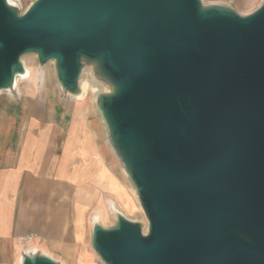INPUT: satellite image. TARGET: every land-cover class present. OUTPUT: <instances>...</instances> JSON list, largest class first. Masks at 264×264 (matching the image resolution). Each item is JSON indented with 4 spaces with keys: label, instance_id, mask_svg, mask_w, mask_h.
Instances as JSON below:
<instances>
[{
    "label": "water",
    "instance_id": "water-1",
    "mask_svg": "<svg viewBox=\"0 0 264 264\" xmlns=\"http://www.w3.org/2000/svg\"><path fill=\"white\" fill-rule=\"evenodd\" d=\"M35 54L95 112L147 219L92 225L103 264H264V1L0 0V91ZM21 264H63L42 250Z\"/></svg>",
    "mask_w": 264,
    "mask_h": 264
},
{
    "label": "crops",
    "instance_id": "crops-1",
    "mask_svg": "<svg viewBox=\"0 0 264 264\" xmlns=\"http://www.w3.org/2000/svg\"><path fill=\"white\" fill-rule=\"evenodd\" d=\"M131 190L88 101L51 84L0 98V264H20L26 247L84 259L89 220L107 199L124 211Z\"/></svg>",
    "mask_w": 264,
    "mask_h": 264
},
{
    "label": "rangeland",
    "instance_id": "rangeland-1",
    "mask_svg": "<svg viewBox=\"0 0 264 264\" xmlns=\"http://www.w3.org/2000/svg\"><path fill=\"white\" fill-rule=\"evenodd\" d=\"M18 4V8L21 12H24L30 4L34 0H15ZM206 4H223V5H228L233 7L235 10H237L239 13L246 15L254 11L264 0H203ZM25 62L33 69V77L31 79H28V84H25V80H21L19 84V90L20 92L23 87L29 86V87H37V86H43L45 87L47 84H51L54 87L59 86L56 80V76L53 73V67L52 65H48L45 67V71L43 73L44 75V80L39 81L36 78V72H37V67H36V61L33 59L31 55H26L24 57ZM39 81V82H38ZM87 81L88 78L84 77V86L87 87ZM41 83V84H40ZM31 85V86H30ZM17 92V93H18ZM15 95L12 93H1L0 98L3 97H14ZM88 101L91 105V108L95 110L94 103H93V95L91 92H88L86 95V98L84 99ZM132 193V199H128L127 203L125 204L126 207L124 209L125 214L133 219L140 221L142 223H147V219L145 217V214L139 204L138 199L135 196V193L133 190H131ZM106 222V223H105ZM89 223L91 224L90 220ZM105 226H111L115 223V218L114 214L112 211L106 212L105 215ZM84 255L82 257L84 259L81 260H67V261H61L63 264H103L98 255L90 250L88 246L85 247L83 250Z\"/></svg>",
    "mask_w": 264,
    "mask_h": 264
},
{
    "label": "bare ground",
    "instance_id": "bare-ground-1",
    "mask_svg": "<svg viewBox=\"0 0 264 264\" xmlns=\"http://www.w3.org/2000/svg\"><path fill=\"white\" fill-rule=\"evenodd\" d=\"M10 3L14 4L15 6L19 7L17 2L15 0H9ZM31 56L33 57V59H35L36 61V67H37V72H36V78L37 80H39L40 82L44 80V71H45V67L48 66V65H52L53 67V73L54 75L56 76V68H55V65H54V61H50L48 62L41 70H39V63H38V60H37V56L35 54H31ZM25 57V56H24ZM24 57H23V61H24V64H25V72L23 73V76L22 78H20V80L18 81L17 83V89L15 91H11L10 93L16 95L18 90H19V84L21 82V80H25V84L27 83L28 84V79H31L33 77V69L25 62L24 60ZM45 74V73H44ZM84 77L88 78V81H87V87H85L84 89H82V92H81V95L79 96H82V95H85L87 94L88 92H91L92 95H93V103L94 105L96 104V100L98 98V96L103 93V92H108L111 90V86L103 79H101L94 66L93 65H85L84 67V70H83V73H82V77H81V82L83 84L84 82ZM38 81V82H39ZM41 84V83H40ZM59 85V83H58ZM61 86L59 85V88ZM1 93H8V92H5V91H0V94ZM79 97L75 96V97H72V101L73 102H77L79 101L78 99ZM133 192L135 193V196L136 198L138 199V196L135 192L134 189H132ZM108 200V207H104L102 210H98L91 218L90 222H91V226L94 224V223H101L103 225H105L104 221H105V215H106V212H109L112 210V213L114 214V218L116 219V212L117 211H120L122 212L123 214H125V212L122 210V209H119L117 208L116 206H112L113 204V201L111 199H107ZM139 201V200H138ZM140 204V202H139ZM141 206V205H140ZM142 208V207H141ZM143 210V209H142ZM126 215V214H125ZM127 216V215H126ZM147 225L148 223H146V227H145V231L147 230ZM40 251L41 249L39 248H36V247H26L24 249V251L26 252H32V251ZM23 254V253H22ZM22 254L20 256V264H21V257H22Z\"/></svg>",
    "mask_w": 264,
    "mask_h": 264
}]
</instances>
